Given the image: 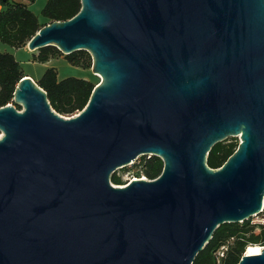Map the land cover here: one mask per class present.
<instances>
[{
  "label": "water",
  "instance_id": "obj_1",
  "mask_svg": "<svg viewBox=\"0 0 264 264\" xmlns=\"http://www.w3.org/2000/svg\"><path fill=\"white\" fill-rule=\"evenodd\" d=\"M81 3L27 46L90 53L87 107L61 115L29 75L22 109L0 107V264H193L263 206L264 0ZM143 155L163 160L158 178L112 183ZM262 247L237 264H264Z\"/></svg>",
  "mask_w": 264,
  "mask_h": 264
},
{
  "label": "trees",
  "instance_id": "obj_2",
  "mask_svg": "<svg viewBox=\"0 0 264 264\" xmlns=\"http://www.w3.org/2000/svg\"><path fill=\"white\" fill-rule=\"evenodd\" d=\"M36 0H0V41L14 48L27 46L29 40L43 26L39 17L30 9ZM81 0H48L41 13L50 20H67L75 16L81 9ZM63 55L55 46H45L34 54V61L45 63L52 58ZM74 66L89 69L92 66L91 55L86 50L65 55ZM26 75L15 55L0 51V107L14 104V92L17 84ZM38 85L46 91L53 109L61 115L70 116L85 109L96 84L85 78L68 76L59 79L58 70L49 67L45 70ZM1 134V131H0ZM238 143H217L208 154L207 164L212 168L222 167L226 160L238 147ZM143 173L149 179H156L163 171L164 162L159 156L143 155ZM141 172L137 175L140 177ZM111 180L121 185V177L113 175ZM234 238L227 256L221 264H237L249 245H264V225L259 232L250 220L242 223H223L219 225L212 239L198 253L193 264H217L215 252L229 239Z\"/></svg>",
  "mask_w": 264,
  "mask_h": 264
},
{
  "label": "rangeland",
  "instance_id": "obj_3",
  "mask_svg": "<svg viewBox=\"0 0 264 264\" xmlns=\"http://www.w3.org/2000/svg\"><path fill=\"white\" fill-rule=\"evenodd\" d=\"M35 2L30 4V6H29L30 9L33 12H35L41 20H44V21H41V23L43 25L50 22V20L46 19L41 13L42 8H41L40 3L42 1L39 0V1H37V3H35ZM5 49H8V50H5ZM13 49H15V48H13L12 46L0 41V51L1 52H10L11 50L13 51ZM30 52H32V50H30ZM36 52L38 53V50ZM18 55H20L23 59L22 68H23V71L26 75L31 74L34 77H36L37 75H39L41 73V71L43 69V65L40 62H37V63L32 62L33 55L31 53H29V51L27 49L21 50L20 52H18ZM53 59H55L54 63L57 66L55 68L58 70V75L61 78H65L68 76L81 77V78L89 79V80L93 81L95 84H98L101 81V77L99 75H96L93 73L92 66L89 69L74 66L68 62V60L65 58V54L57 56ZM91 62H92V57H91ZM229 142H236L239 144L240 139H239V137H228L227 139L223 140L221 143H229ZM143 162H144L143 157L140 156L136 160V164L128 165L124 168H120V169H117L115 171L114 174L121 177V180L123 183L121 185H124V184L130 182L131 180H133L135 178H147V179H149L143 173V167H142ZM138 172H141L140 177H138V175H137ZM112 183L115 184L113 181H112Z\"/></svg>",
  "mask_w": 264,
  "mask_h": 264
},
{
  "label": "built area",
  "instance_id": "obj_4",
  "mask_svg": "<svg viewBox=\"0 0 264 264\" xmlns=\"http://www.w3.org/2000/svg\"><path fill=\"white\" fill-rule=\"evenodd\" d=\"M136 160L134 161L133 164H136ZM128 183L124 184L123 186H126ZM248 220H250V223L255 226L256 232H259L261 230V227L264 225V199H263V206H262L261 211L258 214L253 215ZM233 241H234V238L232 237L215 252L217 264H221L222 260L227 256V253L230 249V245L233 243Z\"/></svg>",
  "mask_w": 264,
  "mask_h": 264
},
{
  "label": "crops",
  "instance_id": "obj_5",
  "mask_svg": "<svg viewBox=\"0 0 264 264\" xmlns=\"http://www.w3.org/2000/svg\"><path fill=\"white\" fill-rule=\"evenodd\" d=\"M17 1H24V0H17ZM37 1H39V0H36L35 3H37ZM41 1L42 2L40 4H41V8L43 9L44 5L46 4V2L48 0H41ZM2 8H3V6H0V9H2ZM39 20H40V22L44 21V20H41L40 18H39ZM23 49H27L29 51V53H31L33 55V57H34V54H37V52H36L37 50L30 52L28 46H24V47H21V48H15V49H13V51L11 50L10 52L15 55L16 59L20 61L21 65H22L23 59H22V57L20 55H18V52H20ZM5 50H8V49H5ZM54 60L55 59L52 58V59H50L49 61H47L45 63H41L43 65V69H42L41 73L39 75H37L36 77H34L31 74H27V75L31 76L34 80H39L47 68H49V67H57L56 64L54 63ZM32 62H36L37 63V61H34V59H32ZM59 79H63V78H61L59 76Z\"/></svg>",
  "mask_w": 264,
  "mask_h": 264
},
{
  "label": "bare ground",
  "instance_id": "obj_6",
  "mask_svg": "<svg viewBox=\"0 0 264 264\" xmlns=\"http://www.w3.org/2000/svg\"><path fill=\"white\" fill-rule=\"evenodd\" d=\"M262 246L260 245H249L246 249L247 254L249 255H255V254H260L262 250Z\"/></svg>",
  "mask_w": 264,
  "mask_h": 264
}]
</instances>
